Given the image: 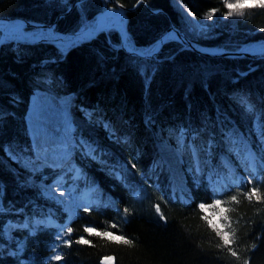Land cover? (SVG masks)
Returning <instances> with one entry per match:
<instances>
[{
  "label": "trees",
  "instance_id": "1",
  "mask_svg": "<svg viewBox=\"0 0 264 264\" xmlns=\"http://www.w3.org/2000/svg\"><path fill=\"white\" fill-rule=\"evenodd\" d=\"M115 1L127 9L142 2L126 21L128 44L145 50L172 23L181 28L174 1L200 22L228 17L232 0ZM110 6L85 0L67 13L69 5L52 0H0V18L55 23L57 32L73 34ZM194 42L225 51L264 42V4ZM121 44L113 29L68 48L47 41L1 47L0 264H102L107 257L115 264H264V55L206 57L168 40L155 57L143 58ZM37 84L74 98L71 115L83 142L62 168L35 155L26 114ZM244 136L258 156L255 174L236 152H245ZM157 140L179 149L188 201L172 194L168 172L155 166ZM75 168L81 180L71 178ZM61 178L64 188L75 186L74 219L40 191ZM88 193L90 202L77 207L74 196ZM47 215L59 227L30 234L24 223ZM9 221L15 226L7 240ZM19 243L22 253H13Z\"/></svg>",
  "mask_w": 264,
  "mask_h": 264
},
{
  "label": "rangeland",
  "instance_id": "2",
  "mask_svg": "<svg viewBox=\"0 0 264 264\" xmlns=\"http://www.w3.org/2000/svg\"><path fill=\"white\" fill-rule=\"evenodd\" d=\"M52 1H56V3H58L60 5H69L70 6L69 9L75 3V2L72 3L73 0H52ZM80 4L81 3L76 4V6H78ZM258 4L263 5L264 0H232L231 2L228 3V9H229L228 17L216 18V17L211 15L209 17L204 18L202 21L199 22V20H197L193 16V14L185 6L178 3L177 1H174V6L179 11V13L181 15V28H179V27L178 28L181 31H183L186 34V37L188 38V40H191V41H193V40L197 41L200 39H205V38L211 37L213 31H217L218 29L224 28L225 23H229V21H231V23H232L237 18L242 16L244 11H246L248 8L257 6ZM102 19L109 24H111L115 21H118L120 23H125L127 20V16H126V12L123 11L122 9L117 8V7L113 8L110 6L106 9H104V11L101 12L100 14H98L95 18L88 21V25L84 29H82L81 31H83L85 29H92V28L99 27V23ZM27 21L33 25H35L34 23H38V22L33 21V20H31V21L27 20ZM5 24H6V22L4 20H1V18H0V36H1L2 30L5 27ZM39 24H44V23H39ZM48 25L55 27V29H45L42 27H35V26L24 27L23 25H21V26H19L20 31L15 32V30H13V28H11V30L9 31V33L7 35L6 44L11 43V42L28 43V44L40 43L43 41L51 42L50 41L51 39H57L56 38L57 36L55 35V33H58L59 35H65V34L57 32L55 23L54 24H48ZM117 31L120 32L122 37H123L124 29H122V30L120 29ZM88 38H89L88 36L85 37V39H88ZM162 38H163V45L168 40H176V41H179L180 43H182L179 36L175 32H169L166 35H162L160 37L159 41L157 42V44L152 48L145 49V50L136 49V48L132 47L130 44H128V41H127V44L125 45V49L128 51L138 52V53L143 54V55L154 54V53H157V51H160ZM56 44H64V47H67V48L72 45L71 42H64V43L56 42ZM121 45L123 46V44H121ZM195 45H197L202 50H204L205 52L210 53V54L211 53L214 54V53H217L219 51H225L224 49L206 47V46L199 45L197 43H195ZM262 48H264V42L252 43L251 45L247 46L246 48L244 46L241 49L244 51H257V50H260ZM155 56H153V57H155ZM33 92L34 93L32 95L31 102H30L31 107L29 106V111L27 113V119H28L29 112L32 113L33 117H36L38 119L41 118V120H39L40 124H38V125L42 129H44V128L49 129V128H46L45 124L48 123L47 121H48L49 116L51 117V115H50L51 113L48 111L47 107H50L52 105L51 104L52 98H56L58 100L69 99V105H68V109H67L66 114H68L70 116V132L68 134L67 144L69 146V154L70 155L77 154L79 152V149L77 146L79 144H81L83 141L78 137V130L76 127V122L71 115L72 101L74 99L73 96L59 97V96L55 95L52 91H50L48 88H46L42 84H37L36 88L34 89ZM30 108H33V111H30ZM44 110L47 111V114L45 113L46 116L42 118L41 115H42ZM50 110H52V109H50ZM31 133H32V131H31ZM43 133H45V132H43ZM32 135H33V141H34L35 136H34V134H32ZM166 141L169 144V146L171 147L172 151H174L175 153L180 155L179 151L176 148H174L168 142V140H166ZM163 142L164 141L157 140V143H158L157 144L158 145L157 146V156L158 157H156V163H155L156 165L155 166L159 167V168H164L166 171H168V175H169V178L171 180V188L174 191H178L179 189L177 188V184L175 182H173L174 176L169 169V165L167 164V162L164 159H162L163 158L162 157L163 151L161 150L160 144ZM86 145H90V144H86ZM92 147H93L92 153L93 152L95 153V151H96L95 145H92ZM226 159H228L227 163L232 164V162L228 156L226 157ZM182 162H183V160L181 158V162L179 163L180 164V171L183 174V177L186 179V174L184 173V171L182 169ZM79 177H80V172L77 171L76 172V178H79ZM64 182H65V179H61V181L58 184H55L52 186H43V185L39 186L40 191L43 193L44 196H46L49 199L54 200L55 202L59 203L63 207V209L69 213L70 219H74L76 216V211H75L74 206H72V201L70 200L69 195L75 194V193H73V191H75L74 190L75 186L70 187V188H68V187L64 188L62 186V185H64ZM67 189H70V190H67ZM94 190L95 189L93 188V191ZM188 190H189V188L186 190V192H188ZM186 192L184 193V195H181L182 198H184V197L188 198V195ZM74 198H75V202H76L77 207H84V206H86L87 203L90 202V200L92 199V196L88 193V194H86L85 197H80V196L75 195ZM10 225L11 224H7V226H5V232H6L5 235L7 238H10V231H11ZM62 233H63V231L60 230L58 233V236L62 237ZM103 264H114V258L109 257V258L104 259Z\"/></svg>",
  "mask_w": 264,
  "mask_h": 264
},
{
  "label": "bare ground",
  "instance_id": "3",
  "mask_svg": "<svg viewBox=\"0 0 264 264\" xmlns=\"http://www.w3.org/2000/svg\"><path fill=\"white\" fill-rule=\"evenodd\" d=\"M119 23L120 22L115 21L109 24L102 19L99 23V27L107 28L108 26ZM19 26H21V24L16 23L12 28L13 30H15V32H18L20 31ZM120 29L122 30V28ZM51 104L52 105L50 107H47L48 111L51 113V117L49 116L47 121L48 123L45 124L46 128L49 129H42L41 127H39L38 124H40L39 120H41V118L38 119L36 117H33L32 113L30 112L28 115V119L26 114V123L28 129L30 130V133L32 131L31 135L34 134L35 136L34 143L39 157L49 161L52 164H59L67 159L70 155L69 146L67 144V138L70 132V116L66 114L69 105V99L58 100L56 98H52ZM30 111H33V108H30ZM45 113L47 114L46 110L43 111L41 115L42 118L46 116ZM161 141H164L160 144L161 150L163 151L162 159H164L169 165V169L174 176V182L179 188L188 189V187L185 185L187 180L183 177V174L180 171L179 163L181 162V157L179 156V154L172 151L166 140ZM189 148L192 151V148Z\"/></svg>",
  "mask_w": 264,
  "mask_h": 264
},
{
  "label": "water",
  "instance_id": "4",
  "mask_svg": "<svg viewBox=\"0 0 264 264\" xmlns=\"http://www.w3.org/2000/svg\"><path fill=\"white\" fill-rule=\"evenodd\" d=\"M85 0H76L75 3L71 6V8L69 9V11L67 13H69L74 6H76V4H79L81 2H83ZM109 3L113 4L115 7L122 9L123 11H125L126 13L129 11H133L137 5L141 4L142 2L140 1L136 6L127 9L124 6H122L121 4H119L117 1L115 0H107ZM153 13H159L160 10L158 11H152ZM66 13V14H67ZM161 13V12H160ZM64 15V14H63ZM61 17V16H59ZM4 20L6 22L4 29L2 30L1 36H0V49L1 47L6 44V40H7V35L10 31V29L13 27L14 24H16L17 22L20 23L21 25H23L24 27H29V26H35V27H42L45 29H55V27H52L51 25L48 24H39V23H34L30 24L26 19L24 18H14V19H1ZM56 25V24H55ZM119 27H122L124 29V34L122 37V48L125 49V45L127 44V39H128V25L127 23H124L122 25H118V24H114L111 25L107 28H100V27H96L93 29H86L77 33H73V34H65V35H59L58 33H55V35L57 36V39H51L50 41L53 43L56 42H84L87 40L92 39L93 37L97 36L98 34L105 32L109 29H118ZM169 32H175L181 42L183 43V45L186 48L191 49L192 51L201 54L203 56L206 57H224V58H248V57H258V56H263L264 55V48L257 50V51H244V50H239V51H219L217 53L214 54H210L205 52L204 50H202L200 47H198L197 45H195V43L191 40H188V38L186 37V34L181 31L178 27H176L173 23L171 24L170 28L166 31V33H164L163 35L168 34ZM88 36L89 39H85V37ZM163 45V38L161 39V48ZM160 48V49H161ZM126 50V49H125ZM128 53H130L133 56H137V57H153L155 56L159 51H157V53L154 54H148V55H143L140 54L138 52H134V51H128L126 50Z\"/></svg>",
  "mask_w": 264,
  "mask_h": 264
}]
</instances>
